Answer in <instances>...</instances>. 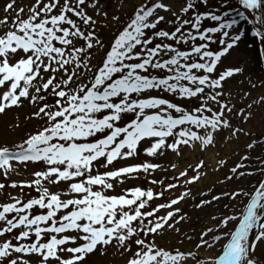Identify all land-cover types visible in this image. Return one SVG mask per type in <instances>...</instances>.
<instances>
[{
  "label": "snow or ice",
  "instance_id": "6c2138e0",
  "mask_svg": "<svg viewBox=\"0 0 264 264\" xmlns=\"http://www.w3.org/2000/svg\"><path fill=\"white\" fill-rule=\"evenodd\" d=\"M15 3L0 5V114L23 108V119L36 123L18 142L0 138V176L31 168L34 178L8 181L20 195L0 202V264H85L109 249L121 264H264V253L257 255L264 248V155L254 157L255 140L221 183L248 177L258 186L247 193L207 189L191 205L243 195L242 212L211 217L214 225L192 239L181 231L187 213L177 207L206 175L198 153L217 136H247L229 118L249 115L225 87L242 73L222 64L241 39L236 19L222 10L229 0L215 8L209 0H136L123 21L101 0ZM237 4L234 15L253 25L254 40L264 45V0ZM165 14L169 29L158 27ZM259 141L264 145V135ZM165 163L172 175L155 177ZM225 165L216 160L217 168ZM141 179L160 190L131 183ZM25 188L36 195L24 199ZM181 239L197 252L222 250L201 260L171 243Z\"/></svg>",
  "mask_w": 264,
  "mask_h": 264
},
{
  "label": "rangeland",
  "instance_id": "374dc122",
  "mask_svg": "<svg viewBox=\"0 0 264 264\" xmlns=\"http://www.w3.org/2000/svg\"><path fill=\"white\" fill-rule=\"evenodd\" d=\"M5 0H0V5H2ZM31 3V0H16L14 7L27 6ZM102 6L106 9L109 15L114 13V10L118 9V14L121 20H126L127 16L131 14V7L136 3V0H101ZM217 0H209V4L213 8L216 7ZM123 5V7H120ZM230 18H234L237 21V24L233 26V29L237 30L240 34V41L238 45L231 48V50L223 57L222 64L223 66H239L242 68V73L238 74L234 79L228 81V84L225 86L226 90H230L231 97L230 99L239 108H243L246 112L249 113L248 119L244 120L242 118H236L230 116V120L233 123V126H238L243 128L244 132L247 133L245 136L243 133L238 134L237 137L232 138L231 141H225L222 136H217L216 143L208 151L203 153H198L202 159L205 161L204 171L206 175L200 180L199 183L191 185L192 196L188 197L183 203H179L177 207H180L187 213V219L183 221L180 225L181 231L187 233L192 239L196 238V233L202 229V227H212L214 221L211 217H219L221 213L227 211L229 215H236L237 213L242 212L243 204L246 203V197L241 195L239 198L228 200L221 197L220 201L212 202L208 206L203 207L202 209H193L191 207L192 203L195 200L199 199L198 193L200 191H206L207 189H212L213 191H230L235 190L238 186L244 190L245 193L249 189L254 188L256 185L255 179H249L248 177H236L231 181H223V176L227 171L228 167H231L233 162L237 160V153H242L244 151L243 145L246 142L256 141L257 146L253 149V155L259 156L264 155L261 152V148L264 145H260L259 138L264 135V101H261L259 98L264 96V45H262L259 40H254L251 28L253 25L248 24V22L238 16H235L234 13L238 8L237 0H229V4L224 5L223 9ZM5 15L3 12H0V17ZM12 15V13H9ZM247 15V14H246ZM165 21L161 22L158 27L169 29L171 25L167 23L168 19H171L169 14H165ZM249 19H253L249 17ZM205 26H214L211 21H204ZM111 29L105 28L103 35L105 40H108L111 37ZM181 47H183L181 45ZM212 48H216V44L211 45ZM244 92H247L248 95H243ZM193 104L196 101H192ZM25 114V109H14L8 111L6 114H0V138L7 139L8 141H19V134L22 130L27 128H34L35 121L29 120L25 121L23 116ZM239 123L237 124V120ZM9 123L16 124L19 123L21 128L16 129L8 127ZM228 131L223 133V136H227ZM141 155V160L145 159ZM172 159L171 156H165L161 158L162 161H167ZM191 161L192 157H188ZM213 159V160H212ZM225 159L226 165L217 168L216 160ZM123 163V162H121ZM164 171H156L154 173L155 177H164L171 176L172 170L167 167V164H164ZM32 169L27 170L19 168L16 172H13L9 175L7 180L3 176H0V183H5L4 189L0 190V202H5L9 194L11 195H20V190L13 189L8 187V181L11 180H27L33 179L30 175ZM165 184L171 182L168 179H164ZM132 184H139L142 187L152 186L157 190H160L159 185H148L146 181H132ZM170 190L164 193V199H167L170 195L173 194V191ZM119 191V189H117ZM30 195H36L34 190L24 189L23 198L27 199ZM195 198V200H194ZM161 201H153V204ZM226 206V207H225ZM232 224L228 225V228H231ZM227 231V229H225ZM164 244H168V238L163 241ZM173 244H178L180 250L188 251L191 250L197 254V258L201 260H206L209 255L212 253H217L221 249L220 246L214 247L209 251L208 249H203L197 252V250L186 240L171 241ZM264 253V248L257 249V255ZM85 264H121V256L118 252H114L111 249L104 255H91L88 257V260Z\"/></svg>",
  "mask_w": 264,
  "mask_h": 264
},
{
  "label": "bare ground",
  "instance_id": "6f19581e",
  "mask_svg": "<svg viewBox=\"0 0 264 264\" xmlns=\"http://www.w3.org/2000/svg\"><path fill=\"white\" fill-rule=\"evenodd\" d=\"M212 160H213V159H212ZM220 249L222 250V248H220ZM221 250H220V251H221Z\"/></svg>",
  "mask_w": 264,
  "mask_h": 264
}]
</instances>
